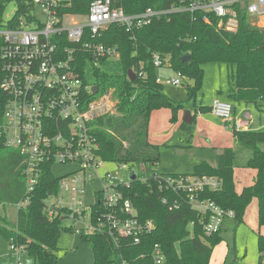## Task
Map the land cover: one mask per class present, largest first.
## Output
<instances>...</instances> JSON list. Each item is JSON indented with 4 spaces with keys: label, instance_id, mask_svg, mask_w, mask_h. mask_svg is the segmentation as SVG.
I'll return each mask as SVG.
<instances>
[{
    "label": "trees",
    "instance_id": "trees-1",
    "mask_svg": "<svg viewBox=\"0 0 264 264\" xmlns=\"http://www.w3.org/2000/svg\"><path fill=\"white\" fill-rule=\"evenodd\" d=\"M12 1L0 0V19ZM92 1L59 0L62 12L72 15L86 14ZM176 1L113 0L112 6L121 8L128 16H135L149 8L167 10ZM236 12L238 29L233 33L217 31L205 24L200 13H180L153 19L151 24L132 31L112 24L98 38L87 35L82 40V43L113 47L119 54L115 61H108L104 58L95 60L89 51L75 53V64L84 74V84L97 87L99 93L113 89L118 100L113 115L91 124L102 160L128 164L135 169L141 164L158 163L159 148L148 141L151 115L155 111H170L169 122H176L184 104L168 98L162 85L156 82L158 69L153 65L154 55L161 56L169 69L193 82L186 88L187 100L195 101L202 89V66L214 62L234 69L230 97L234 102L255 107L264 103V28L255 25L244 7L236 6ZM186 54L190 61L181 62ZM128 71L135 74L133 81L128 79ZM86 97L93 98L89 94ZM210 111L207 107L199 108L200 113ZM183 125L190 128L185 123ZM233 141L241 151L249 152L242 167L257 171L252 186L243 188L240 193L235 192L233 170L239 166L233 148H226L217 156L214 168L202 162L191 175L211 176L221 181L220 190L206 192L202 197L232 211L237 224L243 222L247 206L255 200L258 224L262 227L264 151L259 145L264 142V132L233 131ZM19 161L16 151L0 145V205L17 206L28 198L24 207L17 208L15 224L11 225L0 213V235L9 247L20 248L30 255L34 264H59L58 240L64 231H72L62 227L59 219L46 217L44 200L49 193L55 192L57 178L49 173L43 174L36 189L27 196L24 180L17 170ZM123 194L133 203L139 219L152 221L154 229L142 236L138 245L121 238L117 247L105 235H80L93 252L92 264H153L151 254L155 245L162 250L166 264H209L214 247L223 241L222 231L206 236L201 216L186 203L174 212L168 211L161 201L170 194L154 178L144 183L139 179L132 181ZM256 245L258 264H264V235L258 234Z\"/></svg>",
    "mask_w": 264,
    "mask_h": 264
},
{
    "label": "built area",
    "instance_id": "built-area-1",
    "mask_svg": "<svg viewBox=\"0 0 264 264\" xmlns=\"http://www.w3.org/2000/svg\"><path fill=\"white\" fill-rule=\"evenodd\" d=\"M12 2L13 15L6 21L0 19V145L19 154L17 170L27 196L43 174L54 176L55 165L75 167L58 177L55 192L46 196V217L70 222L67 228L78 235H105L116 247L121 238L138 245L142 236L153 231L154 224L139 219L123 191L136 179L144 183L154 178L170 194L161 201L168 211L174 212L186 203L201 216L206 236L222 231L225 221L234 219V213L202 197L221 189L219 179L195 175L145 178L142 174L147 173V167L143 164L135 169L102 160L91 124L113 115L118 100L110 88L92 94L93 87L84 84V74L75 64V53L89 51L95 60L115 61L119 56L115 48L82 40L87 35L98 38L112 24L132 31L170 14L200 13L205 24L233 33L238 29L236 6L244 7L258 25L264 18V0H177L167 10L149 8L135 16L113 7V0H93L84 15L63 13L59 0ZM165 62L154 55L153 65L158 70L167 67ZM156 82L161 84L159 75ZM166 83L176 86L179 80L168 78ZM87 94L93 98L87 99ZM210 109L231 130L247 131L248 122L234 120L229 103L214 100ZM107 164L125 175L109 173ZM132 172L136 174L134 180L129 178ZM87 191L92 195L89 206ZM27 201L25 197L16 207H24ZM151 255L153 264H166L159 246H154Z\"/></svg>",
    "mask_w": 264,
    "mask_h": 264
},
{
    "label": "rangeland",
    "instance_id": "rangeland-1",
    "mask_svg": "<svg viewBox=\"0 0 264 264\" xmlns=\"http://www.w3.org/2000/svg\"><path fill=\"white\" fill-rule=\"evenodd\" d=\"M14 11L15 5L11 2L5 7L2 19L6 21L13 15ZM257 26L264 28V18L259 20ZM202 67L204 73L203 85L195 101L187 100L186 88L193 84L191 80L179 77L173 70L166 66L158 70V74L161 77L163 93L172 101L184 104V108L179 111L181 114L178 121L172 123L169 122L170 111L160 110L152 113L151 118L155 123H158V114L155 113H167L168 124L166 123V128L159 131L161 132V136L157 133L156 124L155 126L152 124L151 128L150 122L148 127V140L151 145L158 146L160 155L157 165H146L147 173L142 175L145 178L156 175L157 173L169 175L170 170L173 169L177 170V173L193 174L194 168L198 165L196 164L197 162L206 159L216 160V148L230 147L237 152V164L239 166L233 170L234 185H236L237 189L250 187L253 178L251 169L242 167L249 156V152L247 150L241 151L234 144L233 130H231V127L225 126L219 118L211 115V112H199L200 107H208L216 97H219L223 101L226 100L225 94L233 89L231 74L234 73V69L227 64L214 62L206 63ZM168 78L178 79L179 84L176 86L167 84L166 80ZM218 90L222 91L223 95L217 96L216 91ZM234 108L235 118L246 121L247 113L244 104H235ZM247 109L251 115L250 120H247L248 126L246 130L253 131V129H256L257 131L254 130L253 132H264V109L257 111L253 105H248ZM186 112H189L193 118V123L190 125V128L183 125ZM199 119H203L204 121L201 120L197 124V120ZM259 148L264 151V142L259 145ZM202 162L206 163V161ZM105 169L111 174L118 172L117 168L111 164H107ZM74 170L75 167L73 165H55L52 169L56 178ZM118 175L123 177L125 173L118 172ZM86 193V205L89 206L92 201V195L89 191ZM16 212L17 207L14 205H0V213L7 217L11 225L16 222ZM69 225L70 222L68 221L62 223V227L64 228L69 227ZM263 229L264 225L259 227L256 201L253 200L245 210L243 222L238 224L234 220H228L226 222L224 231H222L223 241L214 247L209 264H213L212 261L215 262L222 258L227 246L233 255L234 251L232 249L235 239L239 259L244 256L246 251L247 256L250 258L257 256L256 236L258 231L261 232ZM57 248V256L60 260L59 264L93 263V252L90 246L84 243L80 235L76 233L64 231L58 240ZM0 264H34V260L24 252L17 253V251L11 250L8 242L0 235Z\"/></svg>",
    "mask_w": 264,
    "mask_h": 264
},
{
    "label": "crops",
    "instance_id": "crops-1",
    "mask_svg": "<svg viewBox=\"0 0 264 264\" xmlns=\"http://www.w3.org/2000/svg\"><path fill=\"white\" fill-rule=\"evenodd\" d=\"M168 67V66H167ZM157 75H159L158 73H157ZM232 90L231 91H228V93H226L225 95H226V100H220V98L219 97H216V98H214L213 99V101L214 100H218V101H221V102H227V103H229L231 106H232V108H233V119L234 120H237L236 118H235V108H234V105L235 104H243V103H236V102H234L230 97H231V94H232ZM216 93H217V96L218 95H223V92L222 91H216ZM212 101V102H213ZM248 105H252V104H248ZM248 105H246V104H244V107H245V110H246V119L248 120H250V113H249V111H248ZM210 106H211V104L207 107V108H210ZM254 106V105H253ZM255 107V106H254ZM257 109V111H261V110H263L264 109V104L263 103H261L258 107H255V110ZM210 113V112H209ZM155 114H158V123H155L154 121H153V119L151 118L150 119V122H151V128H152V124H153V126H155V124H156V126H157V133H161V132H159L161 129H164V128H166V126H167V124H168V115H167V113H165V112H157V113H155ZM180 114H181V112H179L178 113V119H179V117H180ZM211 115H212V113H210ZM201 120L202 121H204L203 119H199V120H197V124H199V122H201ZM246 120V121H247ZM178 121V120H177ZM248 122V121H247ZM161 123H163V124H161ZM167 123V124H166ZM184 123V122H183ZM192 123H193V121H192V117H191V125H192ZM251 124V123H250ZM154 128V127H153ZM254 130H256V129H253V131ZM257 131V130H256ZM161 135V134H160ZM162 136V135H161ZM149 137V136H148ZM149 141V140H148ZM167 142V141H166ZM165 142V143H166ZM234 142V141H233ZM230 148V147H229ZM224 149H226V148H223V147H219V148H216L215 149V152H216V160H202V161H206V163L207 164H209L211 167H215L216 166V164H217V156L224 150ZM212 159V158H211ZM202 161H200V162H202ZM200 162H197L196 164H199ZM196 164H194V165H196ZM197 166V165H196ZM171 172L169 173V175H191V174H187V173H177L176 171L177 170H175V169H173V170H170ZM251 173H252V176H253V178H252V184H253V182H254V179H255V177H256V173H257V171L256 170H253V169H251ZM156 175H161V174H159V173H157ZM163 175V174H162ZM165 175V174H164ZM252 186V185H251ZM245 188V187H244ZM241 189L242 188H240V189H237V187H236V185H235V192L236 193H239L240 191H241ZM228 221V220H227ZM227 221H225V223H224V225H223V228H222V231H224V228H225V226H226V222ZM230 221H232V220H230ZM258 234H260V235H264V229L263 230H261V232H259L258 231V233H257V236H258ZM257 236H256V239H257ZM236 239L234 240V242H233V255L231 254V252L229 251L230 250V248L227 246V249H226V251H225V253H224V256H222V258H220L218 261H212L213 262V264H258V253H257V256H255V257H248L247 256V251L245 252V254H244V256L242 257V258H238V250H237V247H236Z\"/></svg>",
    "mask_w": 264,
    "mask_h": 264
},
{
    "label": "water",
    "instance_id": "water-1",
    "mask_svg": "<svg viewBox=\"0 0 264 264\" xmlns=\"http://www.w3.org/2000/svg\"><path fill=\"white\" fill-rule=\"evenodd\" d=\"M190 61L189 55L186 54L181 58V62L188 63ZM128 79L130 81H133L135 79V74L132 71H128L127 73ZM98 92L97 87L92 88V94H96ZM184 123L188 126L191 125V115L189 112H186L185 117H184ZM131 180H134L136 178L135 172H132V175L129 177Z\"/></svg>",
    "mask_w": 264,
    "mask_h": 264
}]
</instances>
